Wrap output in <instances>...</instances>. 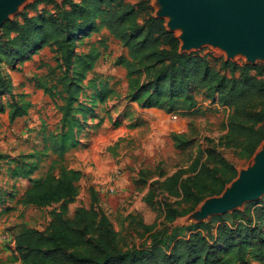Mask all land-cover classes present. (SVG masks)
Listing matches in <instances>:
<instances>
[{
	"label": "trees",
	"instance_id": "1",
	"mask_svg": "<svg viewBox=\"0 0 264 264\" xmlns=\"http://www.w3.org/2000/svg\"><path fill=\"white\" fill-rule=\"evenodd\" d=\"M36 0L14 20L6 22L0 37V63L26 61L44 47L55 52L62 75L51 73L53 83L38 88L52 99L60 98L63 125L51 138V151L59 157L44 177L32 178L37 165L17 163L8 174L25 184L19 203L28 208H53L44 231L25 229L13 239L20 264H264V205L234 211L232 224L223 218L188 229L189 236L160 229L159 219L167 223L192 213L206 198L220 196L237 177V171L218 152L209 147L206 159H195L162 183L156 181L144 203L157 215L147 224L138 214L129 217L128 229L118 233L102 210L79 209L68 218V205L79 195L83 177L60 163L65 153L79 144L75 128L80 129L76 109L83 90L82 82L93 70L101 53L91 49L76 52L77 42L94 32L106 30L122 44L125 54L117 65L126 70L127 98L144 109H158L169 115L189 117L204 114L199 97L210 105L229 109L227 134L220 145L253 156L264 142V64L231 61L202 49L180 52V41L155 17L149 0ZM50 7V10L41 9ZM30 12L35 15H30ZM99 46H106L101 40ZM53 77V78H52ZM10 92L11 83L0 69V112L2 90ZM108 84L98 89L101 100L107 97ZM97 93V96H98ZM21 96V103L9 105V120L27 115L32 103ZM176 148L190 144L184 136L173 134ZM6 157L0 154V161ZM40 158V154L31 155ZM57 171V172H56ZM162 190L180 199L179 208L156 200ZM58 205L57 208H54ZM150 243H128L130 237Z\"/></svg>",
	"mask_w": 264,
	"mask_h": 264
},
{
	"label": "rangeland",
	"instance_id": "2",
	"mask_svg": "<svg viewBox=\"0 0 264 264\" xmlns=\"http://www.w3.org/2000/svg\"><path fill=\"white\" fill-rule=\"evenodd\" d=\"M35 1H20L14 9L7 7L0 11V15L5 12L7 15L4 16L10 17L4 20L12 21ZM56 1L59 4L63 3V0ZM149 2L154 15L159 16L161 2L157 3L155 0ZM41 9L50 10V7ZM30 15L35 13L30 12ZM164 20L166 26L174 30L173 27H169L173 19L167 17V20ZM6 22L0 29V37L4 34L3 27ZM174 34L177 37L186 35L180 30L174 31ZM101 40H106V46H99ZM221 44L206 39L197 50L207 49L234 61L244 63L252 61L241 52L235 53L233 55L235 57L227 56V52L219 48ZM180 45L182 49V40ZM91 49L98 50L101 56L82 82L83 90L75 105L76 109L81 105L85 110L84 114H76L80 125L79 130L75 128L79 144L69 149L60 162L69 168L80 170L83 174L79 183V195L68 205V218L72 219L77 210L82 208L102 210L118 233L128 229L131 215L138 214L147 224L153 223L157 215L144 203L150 187L152 185L156 187V181L162 183L181 169L187 170L197 158L203 157L205 160L209 147H216L221 156L234 166L237 171L236 179L242 173L241 180L229 188L226 194L239 184H243L252 171L261 165L264 143L260 150L258 149L259 154L256 158L258 151L253 156H247L240 150L221 147L220 140L227 134L229 109L211 106L202 97H199L204 112L201 115L179 117L158 109H144L137 103H131L127 98L126 70L117 65L118 57L125 54L122 44L112 38L108 31L101 30L77 42L78 54H87ZM253 61L264 63L261 58ZM59 65L58 55L49 47L30 55L26 61L0 63L1 71L11 83L10 92L4 89L1 91L2 103L6 108L4 113L0 112V154L6 157L0 161V237L9 234L11 240H0V264H20L13 242L16 233L25 229L44 231L51 221L50 211L53 208H26L19 203L25 184L12 180L8 172L14 169L17 163L28 162L37 165L32 173V178L37 179L46 176L50 167L59 162V157L51 151V138L60 134L63 122L59 107L64 102L60 98H50L38 88L39 83L45 81L49 85L53 83L51 73L62 75ZM103 83H107L110 89L104 101L98 93ZM22 95L25 96V100L32 103V107L26 116L10 122L8 106L21 103ZM173 134L184 136L190 145L183 149L176 148L172 140ZM37 154H40V158H31V155ZM115 175H117L115 192L98 193V187L107 186ZM233 182L234 180L228 187ZM158 193L156 200L162 207L166 203L180 209L185 207L179 204L180 199L168 197L162 190ZM219 198L220 196L206 198L192 213L172 223L165 222L164 218L159 219L157 222L160 229L166 226L165 230L168 233L177 232L179 235L189 236L191 232L188 229H192L194 233L196 225L217 221L218 218H223L231 225L230 215L234 211L264 205V191L231 210H214L210 202ZM57 207L58 205L54 208ZM128 243L136 245L150 243L149 234L144 238L130 237Z\"/></svg>",
	"mask_w": 264,
	"mask_h": 264
},
{
	"label": "water",
	"instance_id": "3",
	"mask_svg": "<svg viewBox=\"0 0 264 264\" xmlns=\"http://www.w3.org/2000/svg\"><path fill=\"white\" fill-rule=\"evenodd\" d=\"M160 2L162 5L160 15L155 17L166 20L167 17H171L173 23H168L174 30L169 29L165 23L166 28L172 33L179 30L186 33L184 37L181 35L177 37L183 42L182 49L180 45V52L200 51L202 49L197 50L198 46L207 39L209 42L222 43L219 48L225 50L229 57H235L233 56L235 53L241 52L244 57L252 60L247 64H258L253 61L256 58L264 60V0H160ZM4 15L5 12L0 15V29L8 21L4 19L10 17ZM258 154L259 151L255 158ZM241 174L230 187L225 188L219 199L210 202L214 210H231L264 191V154L261 165L252 171L243 184L236 186L228 193L229 195L226 194L229 188L241 180Z\"/></svg>",
	"mask_w": 264,
	"mask_h": 264
},
{
	"label": "built area",
	"instance_id": "4",
	"mask_svg": "<svg viewBox=\"0 0 264 264\" xmlns=\"http://www.w3.org/2000/svg\"><path fill=\"white\" fill-rule=\"evenodd\" d=\"M116 179H117V175L113 176L110 183L107 186H104V185L99 186L97 189V192L101 193V194H103V193H111V194L114 193L116 190V185H115ZM0 240L10 241L11 238H10L9 234H4L2 237H0Z\"/></svg>",
	"mask_w": 264,
	"mask_h": 264
},
{
	"label": "bare ground",
	"instance_id": "5",
	"mask_svg": "<svg viewBox=\"0 0 264 264\" xmlns=\"http://www.w3.org/2000/svg\"><path fill=\"white\" fill-rule=\"evenodd\" d=\"M20 1H23V0H0V11L4 10L7 7H10L11 9H14L18 4H20ZM155 1L157 3H160V0H155ZM160 6H162L161 3H160ZM5 15H7V13Z\"/></svg>",
	"mask_w": 264,
	"mask_h": 264
},
{
	"label": "crops",
	"instance_id": "6",
	"mask_svg": "<svg viewBox=\"0 0 264 264\" xmlns=\"http://www.w3.org/2000/svg\"><path fill=\"white\" fill-rule=\"evenodd\" d=\"M253 264H260V263H256V262H254Z\"/></svg>",
	"mask_w": 264,
	"mask_h": 264
}]
</instances>
